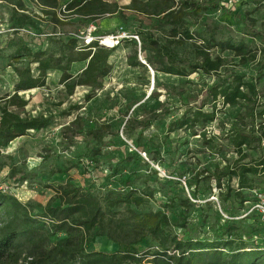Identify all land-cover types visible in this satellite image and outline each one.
Listing matches in <instances>:
<instances>
[{"label":"trees","instance_id":"obj_1","mask_svg":"<svg viewBox=\"0 0 264 264\" xmlns=\"http://www.w3.org/2000/svg\"><path fill=\"white\" fill-rule=\"evenodd\" d=\"M29 1L51 25L49 33L37 29V14L23 0H0L7 11L0 50L11 49L15 76L0 96V176L7 172L0 177V264H264V226L256 214L240 218L252 192L264 191V31L231 8L232 0ZM217 12L229 15L231 25L212 22ZM99 20L98 37L79 40ZM235 20L246 38L235 37ZM122 32L135 38L99 44ZM37 36L43 43L34 48L28 39ZM121 43L129 48L126 65L150 69L155 87L124 112L125 140L108 122H88L78 102L48 116L25 111L21 94L44 88L50 73L58 74L67 97L81 88L82 104L91 102ZM193 74L202 83L192 102L161 83ZM162 96L177 97L180 107L169 111ZM161 123L162 132L145 134ZM57 126L68 157L55 160L41 182L52 195L43 206L21 203L1 182L20 185L35 174L5 151L16 139ZM102 167L99 183L68 175ZM94 240L114 249L93 248Z\"/></svg>","mask_w":264,"mask_h":264},{"label":"rangeland","instance_id":"obj_2","mask_svg":"<svg viewBox=\"0 0 264 264\" xmlns=\"http://www.w3.org/2000/svg\"><path fill=\"white\" fill-rule=\"evenodd\" d=\"M26 6L33 10L37 14L35 19L37 23V29L41 33H49L51 31V25L48 23L47 19L38 12V10L32 5L29 0H23ZM115 1L119 6H124L129 3L130 0H111ZM231 8L239 10L242 16L246 17V21L253 24L256 30L264 31V0H232L229 4ZM0 17L6 19L7 11L6 9L0 8ZM209 19L214 23H221L226 25H231V20L229 15L222 12H217L216 14L209 16ZM103 20L95 21L89 24L88 28L80 34L79 40H83L84 43L86 38L96 39L100 34ZM113 23V20L111 21ZM114 26V25H113ZM5 24L0 23V32L4 33ZM90 28V32L87 30ZM131 29V28H130ZM89 34V36H88ZM128 33H121L122 38H132L133 36H128ZM123 35V36H122ZM95 36V37H94ZM86 37V38H84ZM235 37L246 38L245 34L241 31V26L238 25V21L235 20ZM28 41L32 44V47H41L43 43V38L30 37ZM106 38L102 40L103 43ZM115 40H110V44L114 45ZM126 44H120L118 49L115 51L114 56L111 59L112 72L108 79L104 83V87L101 92H99L95 98L89 102L82 104L81 99L83 98L85 91L84 89L77 88L74 94L67 97L62 86L58 84V74L50 73L47 77V84L44 88L31 90L26 93H22V97L27 100L28 104L25 111L29 115H44L48 116L50 114H56L67 105L73 103H80L82 109L80 114L86 118L88 122H108L112 125L114 131H117L120 137L125 140L122 135V129L126 118L124 117V112L128 110L138 99L140 103L143 102L148 95L155 89L153 81V73L150 69H147V73L144 69L136 70L130 69L126 65V57L129 54V48L125 46ZM11 52V49L0 50V96L6 92L11 91L12 86L15 82V76L12 68L8 66L10 63L7 55ZM81 69V65H77L73 68V73H77ZM237 70L250 73L248 69L238 67ZM190 81V82H187ZM161 83L170 84L177 88L179 94L183 98H191L193 94L201 88L202 79L198 78V75L193 74L190 77L182 80L176 78H165L161 77ZM201 96L194 98V103L199 104ZM159 101L163 103L166 109L174 112L180 107V103L175 96H162ZM133 109V107H131ZM70 119L59 120V124H64ZM169 119L165 121L167 123ZM162 124V123H161ZM162 125L155 127L154 130L146 132V135H150L152 132L160 133L164 130ZM59 126L49 129L47 131L39 132L36 134H30L27 137L16 139L13 141L6 149V154H11L15 156L16 161L19 164H23L27 171H32L35 177L31 181H26L20 185L15 184L11 180L6 179V181L1 182V189L14 195L18 201L21 203H35L43 206L51 197L52 191L49 189H44L43 178H46L48 170L53 162L56 160L61 163L68 156L61 152V146L56 137V133ZM207 130L216 134L218 128L215 125H210ZM264 145V140H263ZM50 155L48 159L44 161L40 158L41 156ZM229 157V156H228ZM220 159V158H219ZM6 170L1 174L5 176ZM106 173L104 167L99 168L88 174L83 172H77L75 170L69 171L68 175L74 180H81L82 175L85 177H93L94 182L99 183L100 179ZM3 176V177H4ZM5 179V178H4ZM63 179V178H56ZM183 180V179H181ZM50 182V181H48ZM235 186V181L232 183ZM215 203L217 209L220 208V204L215 198H210ZM158 201L152 203L154 209L158 206ZM209 212L208 214H211ZM259 233H262V228H259ZM263 234V233H262ZM107 250H113L114 246L110 245L106 241L101 243L99 240H94L93 248H103Z\"/></svg>","mask_w":264,"mask_h":264},{"label":"built area","instance_id":"obj_3","mask_svg":"<svg viewBox=\"0 0 264 264\" xmlns=\"http://www.w3.org/2000/svg\"><path fill=\"white\" fill-rule=\"evenodd\" d=\"M87 31L90 32V28ZM120 35L106 37V38H110V40H115L114 45H112V44H110L109 46L105 45L102 41L104 38H101L99 40V44L103 47L107 46V48H111L118 43L119 39H122V37ZM88 36H89V34H88ZM84 38H86V37H84ZM133 38H135V37H133ZM93 39L94 38H86L85 42L88 43ZM136 41L138 42L137 39H136ZM128 145L130 146L131 149H133V147H131V145L129 143H128ZM248 205H249L248 210L246 212H244L240 218H244L250 214H256L260 220V223L264 226V191L263 190H254L252 192V202H250Z\"/></svg>","mask_w":264,"mask_h":264},{"label":"bare ground","instance_id":"obj_4","mask_svg":"<svg viewBox=\"0 0 264 264\" xmlns=\"http://www.w3.org/2000/svg\"><path fill=\"white\" fill-rule=\"evenodd\" d=\"M104 44L109 46L110 45V40L109 39H105Z\"/></svg>","mask_w":264,"mask_h":264},{"label":"water","instance_id":"obj_5","mask_svg":"<svg viewBox=\"0 0 264 264\" xmlns=\"http://www.w3.org/2000/svg\"><path fill=\"white\" fill-rule=\"evenodd\" d=\"M107 47V46H106ZM142 64H145L143 61H141Z\"/></svg>","mask_w":264,"mask_h":264}]
</instances>
